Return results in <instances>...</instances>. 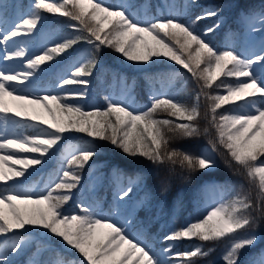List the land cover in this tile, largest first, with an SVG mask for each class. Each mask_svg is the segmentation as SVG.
Returning a JSON list of instances; mask_svg holds the SVG:
<instances>
[{
	"label": "snow or ice",
	"instance_id": "snow-or-ice-1",
	"mask_svg": "<svg viewBox=\"0 0 264 264\" xmlns=\"http://www.w3.org/2000/svg\"><path fill=\"white\" fill-rule=\"evenodd\" d=\"M134 7L126 3L105 5L96 0H33L26 13L0 30V45L32 36L43 12H48L68 18V28L74 32L42 49L40 55L29 56L25 47L4 49L3 59H21L24 69L0 71V264H12L9 255L24 252L32 241L37 244L33 256L48 251L55 258L32 259L29 264H162L146 243L130 236L113 218L100 216L83 203L75 213L64 211L73 189L81 182V171L99 155L98 142H106L130 158H143L157 168H166L169 173L179 165L187 173L183 177L186 181L196 172L217 169V155L223 149L220 158L225 167L233 169L235 165L234 174L247 181L255 197L252 191H244L243 184L203 185V192L220 194V198L202 218L171 229L163 237L168 242L164 252L173 253L179 264H197L218 244L226 242L220 257L223 264H264V248L242 259L260 243L257 229L264 220V46L251 57L227 46L217 49L207 37L222 23L219 8L182 21L172 13L141 19ZM257 16L259 30L264 31V12L243 13L241 19L251 27ZM207 18L217 19L199 33L195 25ZM81 42L87 43L90 50L73 66L68 78H61L60 93L41 94L38 90L18 94L22 86L34 83L41 65ZM105 47L133 63H155L154 58L163 57L181 66L196 83L193 102L188 104L153 88L150 103L143 108L105 96V107L86 109L78 101L87 98L88 77L99 67ZM222 77L235 78V82L226 83ZM118 78L130 94L134 83L123 76ZM202 97L207 102L204 118L208 122L203 132L208 134L213 129L215 137L199 154L171 147L173 140L201 135L197 122ZM41 109L51 119L45 118ZM160 114L167 118H160ZM28 129L31 134H26ZM66 133H82L89 140L65 149L57 176L42 191L18 188L23 184L20 178L26 180L31 175L29 169L35 171L34 166L44 164L60 150ZM116 172L118 177L125 175L120 168ZM127 180L128 185L118 193L120 200L128 197L134 186L145 183L147 177L136 173ZM161 187L168 191V182L162 181ZM225 193H230L226 199ZM56 238L60 249L49 247ZM183 240L198 243L174 251L176 243ZM73 251L79 255H69Z\"/></svg>",
	"mask_w": 264,
	"mask_h": 264
},
{
	"label": "trees",
	"instance_id": "trees-1",
	"mask_svg": "<svg viewBox=\"0 0 264 264\" xmlns=\"http://www.w3.org/2000/svg\"><path fill=\"white\" fill-rule=\"evenodd\" d=\"M33 0H18L21 10L29 8ZM131 5L135 6L134 11L138 16H168L169 13L179 16L182 21L187 17L194 18L203 11L210 8H219L222 23L214 33L208 35V39L213 42L217 49L223 50L228 36L236 34L242 26L241 16L243 13L254 12L264 8V0H131ZM185 6L184 13H181ZM40 31L48 39H54L61 42L63 37L74 34L73 30L68 28L69 20L58 14L44 12ZM217 18H207L197 22L195 25L199 33H203L208 27H211ZM218 19H220L218 17ZM53 44L48 45L51 47ZM240 48V43L236 44ZM90 50V46L81 42L73 48L67 49L51 60L52 69L47 72L45 79L60 80L57 77L68 78L69 73L73 71L71 62L80 60ZM123 76L129 83H134L135 87L131 90L130 105L135 108H143L150 103L151 89L163 91L167 95H175L178 99L191 104L192 94L197 90L196 83L191 74L182 69L175 63H151L145 67L136 68L124 64L121 61L119 53L105 47L100 56V65L94 70L93 75L88 77L90 84L87 87L88 96L85 100L78 101L84 104L86 109L89 106L105 107L104 97L109 95L112 79ZM226 83H234L235 78H221ZM171 84L169 87L168 84ZM165 87L161 88V85ZM264 86V85H262ZM66 88H80V85H66ZM128 91V89H127ZM61 92V89L59 93ZM129 92V91H128ZM207 108V102L204 98L200 101L201 118L197 122L201 135L193 138L176 139L171 142V147L180 148L192 154H199L200 151L208 145L209 139L215 137L213 129L209 133L203 132L208 127V122L204 118ZM224 108H228L225 105ZM223 110V109H222ZM221 110V111H222ZM160 118H167L166 114H160ZM31 129L26 133L31 134ZM66 136V135H65ZM89 138L82 133H73L66 136L61 148L68 143L73 145L88 142ZM99 155L94 157L90 164L81 171V182L79 186L73 189V197L64 205L66 213L77 212L78 205L83 203L90 206L94 211L100 208L102 211H114L117 214V222L126 226L129 213V228L132 233L139 236L140 241L146 243L153 252L161 259L162 264H179L173 253H165L164 249L168 247V242L163 237L173 228L185 225L187 222L195 220L205 214L200 206L205 192L202 186L208 179H215L217 183H228L233 187L243 184L244 191H252L253 198L255 190L250 188L246 180L240 175L234 174V168L225 167L220 154L224 150L220 149L217 155L219 167L212 172H196L192 174L190 181L183 177L187 173L183 172L179 165L176 166L174 173H169L166 168H157L149 161L143 158H130L124 155L119 149L112 147L106 142H98ZM226 155V154H225ZM60 157H49L43 165V170L33 174L28 180L30 183H36V187L48 184L50 179H54L59 167ZM120 168L124 172L123 177H118L116 169ZM136 173H143L147 177L145 183L133 187L130 195L123 200L116 201L120 189L117 182L120 181L125 187L128 185L127 177L134 176ZM166 180L169 184L168 191H163L161 182ZM230 193H225L224 198H228ZM255 202V199H254ZM255 214V213H254ZM257 231L261 234V241L257 246L251 249L242 257L245 259L252 252H257L264 248V220L259 223ZM198 241L183 240L176 243L174 251H183ZM44 242L41 241V246ZM37 244L32 241L26 245V250L19 255L10 254L9 260L12 264H29L32 259L55 258L52 252L44 251L39 257L33 256ZM49 247L60 249L59 239H53ZM226 247V242L216 246L214 252L206 258L199 259L197 264H208V261H215V264H223L220 257ZM71 256H78L74 251L69 253Z\"/></svg>",
	"mask_w": 264,
	"mask_h": 264
},
{
	"label": "rangeland",
	"instance_id": "rangeland-1",
	"mask_svg": "<svg viewBox=\"0 0 264 264\" xmlns=\"http://www.w3.org/2000/svg\"><path fill=\"white\" fill-rule=\"evenodd\" d=\"M96 2H102L105 5H116L120 3H126L130 4L131 0H96ZM29 9V8H28ZM27 10L23 11L21 10L18 0H0V30L6 29L10 27V25L13 23V21L20 16L22 13H26ZM185 11V6L182 7L181 13H184ZM255 13L259 14L264 12V8L259 9L257 11H254ZM43 12V16H44ZM138 18L141 19H146L148 17L146 16H138ZM220 20L222 21V18L219 16ZM190 19V17H187L185 20ZM42 20L37 26V29L35 30V34L32 36L28 37H17L14 38L13 41H10L7 45H0V71H5L7 72H16V71H22L24 69V63L21 59H13V60H4L3 55H4V49L5 48H14V47H25L27 49L28 55L29 56H34V55H40L42 54V49L47 47L48 45L53 44V42H57L54 39H48L45 37L41 31ZM243 28L240 31H237L236 34H230L228 36L227 43L225 47H230L234 49L237 53L243 55V56H248L251 57L253 53L259 54L262 46H264V31H260L259 29L261 28V22L259 19V16L251 22V27L249 24L242 22ZM255 28L257 29L256 31H253L252 29ZM240 43V48L238 49L236 47L237 43ZM224 47V48H225ZM223 48V49H224ZM121 61L124 64L131 65L136 68H141L145 67L152 62H149L148 64H137L133 63L130 61H127L121 54H119ZM156 60L155 63H174L166 58H154ZM78 60H73L71 62V68L77 64ZM52 68L51 61L46 62L45 64L41 65L39 69L36 70V75L34 78V83L32 85H27V86H22L21 91L18 94L25 95L28 93L40 91L41 94L44 93H49V94H57L60 91L59 88V82H56V80H49V79H44L46 73L50 71ZM62 77H58V80H60ZM223 94V93H222ZM110 97L113 99H119V100H124L127 104H130V97L131 94L127 91V88L124 87V85L121 83L119 78H114L112 80V86L109 92ZM8 99V98H6ZM10 104L13 103L9 100ZM41 112L45 118L51 119L47 112L41 109ZM27 134V133H26ZM66 136L73 135L72 134H65ZM69 146H72L70 143L66 144L63 148L62 151L56 152V154L53 157H60L59 159V167H61V160L63 153L66 148ZM7 154V153H6ZM35 171L32 169H29V172L33 175L34 173L38 171L43 170V164L42 165H37L34 166ZM30 176V175H29ZM28 176V177H29ZM23 180L22 185H18V188H22L24 190H31V191H42L45 186H40L39 188L36 187V183L31 184L28 182V178L24 180V178H20ZM210 182H216L215 179H208L205 184H208ZM118 184V189H121L125 187L120 181L117 182ZM220 198V194L217 193H212V192H205L203 199L200 202V206L202 209L205 210L210 207V205L218 200ZM118 196L116 197V201H118ZM98 215L100 216H106V217H111L113 218L114 222H117V216L114 214L113 211H102L98 209L95 211ZM127 226L125 227L127 232L130 234V236H134L137 240H140L139 236L136 234L132 233L131 228H129V214H127V221H126Z\"/></svg>",
	"mask_w": 264,
	"mask_h": 264
}]
</instances>
